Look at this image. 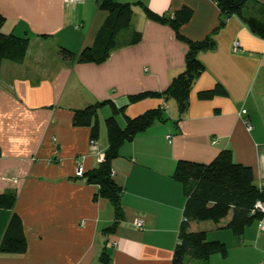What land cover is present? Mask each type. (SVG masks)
Returning <instances> with one entry per match:
<instances>
[{
    "label": "crops",
    "instance_id": "0c3cea01",
    "mask_svg": "<svg viewBox=\"0 0 264 264\" xmlns=\"http://www.w3.org/2000/svg\"><path fill=\"white\" fill-rule=\"evenodd\" d=\"M112 1L140 5L132 6L129 27L96 65L64 60L59 50L77 56L95 45L108 18L97 0L79 5L0 0L5 19L0 32L28 39L22 62H0V195L15 196L11 209L0 208V242L13 216L26 241L22 254L0 253V264H100L103 253L108 264H171L186 203L182 185L173 179L180 160L208 164L229 151L264 190V36L238 16L223 17L217 0ZM143 7L170 17L186 7L191 18L180 34L213 42L196 53L204 71L195 78L181 116L171 99L130 102L131 96L163 92L184 70L188 51L169 24L149 20ZM244 13L264 23V0H248ZM103 101L124 107L116 116L121 127L125 117L152 109L163 110L165 118L123 144L110 163L122 188L123 213L110 234L104 230L114 222V209L95 198L97 187L82 174L98 168L100 156L103 160L104 121L112 108L98 110L99 137L93 143L89 127L72 123L75 110ZM229 220L230 215L218 223L189 224L191 232H204L207 240L227 248L225 258L212 255L207 264H264L258 220L239 235L225 228Z\"/></svg>",
    "mask_w": 264,
    "mask_h": 264
},
{
    "label": "trees",
    "instance_id": "16d2710c",
    "mask_svg": "<svg viewBox=\"0 0 264 264\" xmlns=\"http://www.w3.org/2000/svg\"><path fill=\"white\" fill-rule=\"evenodd\" d=\"M248 0H217L215 1L221 15L228 18L238 16L249 27L251 32L263 37L264 23L249 17L244 13ZM99 10L108 13V18L99 31L96 43L91 48L83 49L77 56L70 51L60 48L59 54L64 60H76L80 64L103 63L116 45L117 35L129 27L132 6L139 3L121 4L112 0H97ZM143 11L149 20L167 23L173 29L175 37L186 43L188 51L185 55V68L161 93H143L130 97L134 103L143 98H162L164 102L174 100L178 105L180 116L188 107V96L195 78L204 71L203 65L196 58L199 50L209 49L213 42L209 38L203 41H190L180 34V28L188 23L191 10L184 7L170 15L154 14L146 7ZM0 14V27L4 23ZM137 39L131 42L136 43ZM28 46V39L13 34L0 32V62L23 61ZM105 105L112 108V115L104 121L107 148L100 166L82 174V179L89 185L97 187L95 198L107 200L114 209V222L104 230L105 234L113 233L123 218L120 206L122 188L114 181L110 163L119 156L123 144L131 142L134 137L151 126L156 121H165L163 110L160 108L148 110L134 117H125V125L121 127L116 116L124 113V107L116 108L110 101L97 102L83 109L75 110L73 125L89 127L90 139L96 141L99 137V122L97 112ZM173 179L180 183L186 197L183 211V221L178 234V243L174 249L171 264H186L198 261L207 264L212 255L227 256V248L220 241L207 240L204 232H191V222L211 221L218 223L230 215L225 228L239 235L244 227L262 217L252 210L257 202L264 204V190L253 181L252 171L233 162L229 151L220 152L210 163L199 164L185 160L177 162ZM15 196L0 195V208L11 209ZM26 250V241L21 230L20 220L13 216L0 242V253L22 254ZM106 253L101 255L100 264H108Z\"/></svg>",
    "mask_w": 264,
    "mask_h": 264
},
{
    "label": "built area",
    "instance_id": "2783aa9c",
    "mask_svg": "<svg viewBox=\"0 0 264 264\" xmlns=\"http://www.w3.org/2000/svg\"><path fill=\"white\" fill-rule=\"evenodd\" d=\"M65 1L71 5H79L84 2V0H65ZM237 48H238V43H235L233 46V49L236 50ZM164 108H165V105H164ZM245 114H246L245 110L240 111V115H245ZM247 129L248 130L250 129V126L248 124H247ZM91 143H93V141ZM99 160L102 161L101 156L99 157ZM255 212L261 214L264 217V204L261 202H257L252 210V213H255ZM136 225L141 226V222H136ZM258 228L260 231H264V219L263 218L258 220Z\"/></svg>",
    "mask_w": 264,
    "mask_h": 264
}]
</instances>
